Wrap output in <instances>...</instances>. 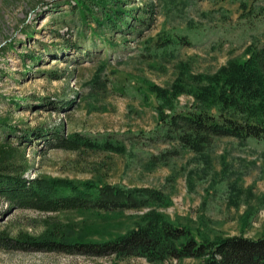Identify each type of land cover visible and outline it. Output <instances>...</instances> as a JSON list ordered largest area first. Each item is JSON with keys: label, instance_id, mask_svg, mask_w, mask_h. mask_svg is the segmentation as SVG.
Returning <instances> with one entry per match:
<instances>
[{"label": "rangeland", "instance_id": "rangeland-1", "mask_svg": "<svg viewBox=\"0 0 264 264\" xmlns=\"http://www.w3.org/2000/svg\"><path fill=\"white\" fill-rule=\"evenodd\" d=\"M66 1L0 0V118L18 135L33 129L77 132L117 140L122 149L73 151L48 147L43 138L20 144L19 137L4 140L2 133L0 165L24 170L28 178L159 189L169 199L159 211L208 240L263 234L264 140L216 136L199 151L164 140L157 127L160 102L149 85L167 87L182 62L192 73H212L230 58L243 59L246 46L264 38V0H126L123 7L135 9L142 21L122 31L107 29L104 40L89 27L79 34L83 29ZM162 37L171 40L163 45ZM65 42L80 48H65ZM29 53L41 59L31 61ZM62 102L63 108H54ZM172 102L177 109L197 104L187 92ZM123 213L105 218L88 211L43 212L0 197V264H202L193 257L149 262L22 250L14 242L54 224L72 238L104 240L135 226L136 214Z\"/></svg>", "mask_w": 264, "mask_h": 264}, {"label": "trees", "instance_id": "trees-1", "mask_svg": "<svg viewBox=\"0 0 264 264\" xmlns=\"http://www.w3.org/2000/svg\"><path fill=\"white\" fill-rule=\"evenodd\" d=\"M124 1L68 0L64 4L76 12V27L81 25L83 29L79 34L84 35L85 27H89L92 36L104 40L107 29L122 31L134 21H142L143 18L134 15L135 9L123 7ZM55 34L61 35L58 29ZM167 40L171 39L162 37L159 42L164 45ZM64 47L77 49L80 44L65 42ZM29 58L37 62L41 54L29 53ZM179 65V75L167 87L149 85L160 102L156 110L161 138L176 140L194 151L208 146L216 136L264 140V38L248 44L243 59L230 58L212 73H192L185 62ZM28 70L29 67L21 74ZM183 92L191 93L197 104L177 109L172 101ZM8 102L20 107L16 98H9ZM63 104L55 103L54 108H63ZM17 132V128L0 118V136L4 133V140L13 135L19 137L21 144L29 138H43L48 147L73 151L122 149L117 140H101L77 132L69 135L43 129L20 130V135ZM23 172L10 164L0 165V197L12 206L43 212L88 211L105 218L133 211L138 220L123 234L104 240L72 238L68 230L54 224L40 236L24 234L14 240L18 249L92 256L110 254L118 258L139 256L149 262L193 257L202 264H264V233L257 237L229 235L216 240L197 237L190 228L173 223L159 211L160 206L169 203L167 195L159 189L124 187L93 179L77 181L42 175L28 178Z\"/></svg>", "mask_w": 264, "mask_h": 264}]
</instances>
